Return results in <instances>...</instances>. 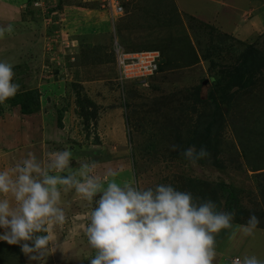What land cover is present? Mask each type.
Listing matches in <instances>:
<instances>
[{"label":"rangeland","instance_id":"374dc122","mask_svg":"<svg viewBox=\"0 0 264 264\" xmlns=\"http://www.w3.org/2000/svg\"><path fill=\"white\" fill-rule=\"evenodd\" d=\"M260 8V28L239 35L175 0H128L114 23L95 0H0V28H12L0 37V61L13 64L18 91L40 93L32 113L0 104V170L30 153L46 165L50 153L70 150L71 171L95 162L94 175L115 171L121 184H171L234 212L232 222L254 213L264 227ZM114 37L124 51L158 50V72L119 84ZM192 145L210 153L195 167L181 155ZM60 206L66 221L53 228L49 250L38 262L24 255V264H89L95 255L85 235L91 208L74 189ZM236 245L227 251L241 258L254 250Z\"/></svg>","mask_w":264,"mask_h":264},{"label":"clouds","instance_id":"9594fccd","mask_svg":"<svg viewBox=\"0 0 264 264\" xmlns=\"http://www.w3.org/2000/svg\"><path fill=\"white\" fill-rule=\"evenodd\" d=\"M5 31L10 33L11 25L0 28V37ZM13 67L0 61V104L19 90ZM179 147L170 145L172 151ZM181 155L195 167L210 153L204 146L192 145ZM71 158L70 150L56 151L42 165L30 153L12 169L0 170V241L18 245L29 260L38 262L53 242V228L66 221L62 193L74 189L91 208L85 235L95 255L89 264H213L215 237L232 228L234 212L218 210L211 199L198 201L171 184L141 189L132 182L118 183L115 171L102 178L93 174L95 162L71 171ZM66 170L68 174L61 175ZM259 224L251 213L240 228L253 235ZM232 264H264V260L245 255Z\"/></svg>","mask_w":264,"mask_h":264},{"label":"crops","instance_id":"0c3cea01","mask_svg":"<svg viewBox=\"0 0 264 264\" xmlns=\"http://www.w3.org/2000/svg\"><path fill=\"white\" fill-rule=\"evenodd\" d=\"M175 1L178 7L185 9L192 15L200 19H216L217 24L220 22V27L229 32V34L235 33L239 35H247L248 32H252V29L255 32L260 28V17L257 15L259 13L253 14V7L261 5L264 8V0H184L182 4H180L182 0ZM190 1L192 6H190ZM230 26L233 32H230ZM114 65L115 69H117L116 64ZM115 74L117 75V70H115ZM241 225H244V223L232 222V228L223 229L216 235L215 260L218 264H232V261L240 256L238 252L230 253L227 251V244L233 245L236 241L241 252L247 247H250L248 248L249 250L253 248V252H250L248 256L255 255L258 259L264 260V254L259 256L256 253L264 249V227L257 226L253 235H245L240 228Z\"/></svg>","mask_w":264,"mask_h":264},{"label":"built area","instance_id":"2783aa9c","mask_svg":"<svg viewBox=\"0 0 264 264\" xmlns=\"http://www.w3.org/2000/svg\"><path fill=\"white\" fill-rule=\"evenodd\" d=\"M106 10L114 23V18L123 14L128 0H95ZM114 38L115 64L117 68L116 80L122 84L126 80H136L149 77L159 69L160 52L158 50H141L126 52Z\"/></svg>","mask_w":264,"mask_h":264},{"label":"trees","instance_id":"16d2710c","mask_svg":"<svg viewBox=\"0 0 264 264\" xmlns=\"http://www.w3.org/2000/svg\"><path fill=\"white\" fill-rule=\"evenodd\" d=\"M40 93L37 88H29L18 91L15 97L7 100L13 106H19L23 114L32 113L40 105ZM80 113L84 114V109L80 108ZM0 264H24V254L18 245H9L5 241H0Z\"/></svg>","mask_w":264,"mask_h":264}]
</instances>
